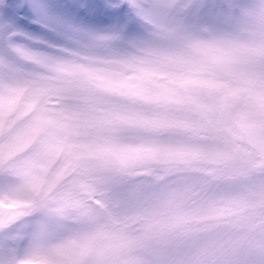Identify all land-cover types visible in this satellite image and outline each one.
Wrapping results in <instances>:
<instances>
[{
  "label": "clouds",
  "instance_id": "obj_1",
  "mask_svg": "<svg viewBox=\"0 0 264 264\" xmlns=\"http://www.w3.org/2000/svg\"><path fill=\"white\" fill-rule=\"evenodd\" d=\"M0 264H264V0H0Z\"/></svg>",
  "mask_w": 264,
  "mask_h": 264
},
{
  "label": "snow or ice",
  "instance_id": "obj_2",
  "mask_svg": "<svg viewBox=\"0 0 264 264\" xmlns=\"http://www.w3.org/2000/svg\"><path fill=\"white\" fill-rule=\"evenodd\" d=\"M18 14L21 16H28L29 12H28L27 7L20 9ZM20 23H27V21L26 20H20Z\"/></svg>",
  "mask_w": 264,
  "mask_h": 264
}]
</instances>
